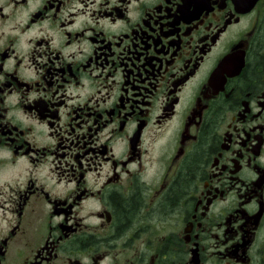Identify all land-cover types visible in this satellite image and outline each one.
Instances as JSON below:
<instances>
[{
  "label": "flooded vegetation",
  "instance_id": "1",
  "mask_svg": "<svg viewBox=\"0 0 264 264\" xmlns=\"http://www.w3.org/2000/svg\"><path fill=\"white\" fill-rule=\"evenodd\" d=\"M0 264H264V0H0Z\"/></svg>",
  "mask_w": 264,
  "mask_h": 264
}]
</instances>
